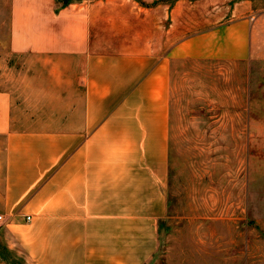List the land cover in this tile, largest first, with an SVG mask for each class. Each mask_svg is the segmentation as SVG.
I'll list each match as a JSON object with an SVG mask.
<instances>
[{
    "label": "crops",
    "instance_id": "obj_1",
    "mask_svg": "<svg viewBox=\"0 0 264 264\" xmlns=\"http://www.w3.org/2000/svg\"><path fill=\"white\" fill-rule=\"evenodd\" d=\"M117 1L12 0L10 56L28 60L0 83V227L35 264H162L173 63L259 53L253 0Z\"/></svg>",
    "mask_w": 264,
    "mask_h": 264
},
{
    "label": "rangeland",
    "instance_id": "obj_2",
    "mask_svg": "<svg viewBox=\"0 0 264 264\" xmlns=\"http://www.w3.org/2000/svg\"><path fill=\"white\" fill-rule=\"evenodd\" d=\"M174 2L143 4L153 8ZM253 3L264 8V0ZM11 4L0 0V83L15 79L21 85L28 59L10 56ZM166 10L158 12L163 32L170 23ZM147 15L155 18L153 10ZM254 16L253 22L259 18L257 57L173 63L168 213L160 221L152 263L264 264V12ZM19 230L1 225L0 264H35L18 239Z\"/></svg>",
    "mask_w": 264,
    "mask_h": 264
},
{
    "label": "trees",
    "instance_id": "obj_3",
    "mask_svg": "<svg viewBox=\"0 0 264 264\" xmlns=\"http://www.w3.org/2000/svg\"><path fill=\"white\" fill-rule=\"evenodd\" d=\"M58 2L62 3V7H65L71 2V0H58Z\"/></svg>",
    "mask_w": 264,
    "mask_h": 264
},
{
    "label": "built area",
    "instance_id": "obj_4",
    "mask_svg": "<svg viewBox=\"0 0 264 264\" xmlns=\"http://www.w3.org/2000/svg\"><path fill=\"white\" fill-rule=\"evenodd\" d=\"M27 220L28 221L31 220V217H27ZM0 221H3V217L2 216H0Z\"/></svg>",
    "mask_w": 264,
    "mask_h": 264
}]
</instances>
